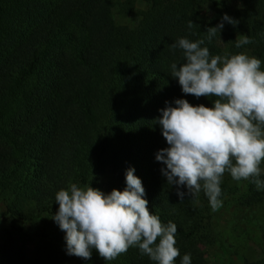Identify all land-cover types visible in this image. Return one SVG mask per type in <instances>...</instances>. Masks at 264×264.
Segmentation results:
<instances>
[{
  "label": "trees",
  "instance_id": "trees-1",
  "mask_svg": "<svg viewBox=\"0 0 264 264\" xmlns=\"http://www.w3.org/2000/svg\"><path fill=\"white\" fill-rule=\"evenodd\" d=\"M224 14L238 24L225 22L223 43L209 42L206 29ZM239 35L253 42L236 48ZM185 37L205 39L212 55L254 56L264 71V0H0V223L7 235L0 264H154L136 248L108 262L95 249L89 260L67 255L65 233L52 220L59 190L71 183L99 190L106 176L122 191L130 167L149 212L177 225L175 264L186 253L191 264H206L213 246L221 264H264V241L262 261L249 262L215 229L221 208L251 210L264 190L226 172L222 207L212 211L203 192L181 201L155 160L168 146L152 124L165 101L212 107L213 98L184 95L171 77L170 65L184 60L169 45ZM15 237L30 242L28 253Z\"/></svg>",
  "mask_w": 264,
  "mask_h": 264
},
{
  "label": "clouds",
  "instance_id": "clouds-1",
  "mask_svg": "<svg viewBox=\"0 0 264 264\" xmlns=\"http://www.w3.org/2000/svg\"><path fill=\"white\" fill-rule=\"evenodd\" d=\"M225 22L238 24L224 14L220 23L206 29L205 39H219ZM188 27L198 28L191 21ZM205 39L193 42L185 37L169 45L170 50L181 49L184 60L170 68L184 95L211 97L212 107L193 106L185 99L174 100V106L165 101L152 124L160 126L168 145L155 154L164 165L160 171L167 185L177 188L181 201L203 192L216 211L222 207L226 172L234 181H250L264 190V71L260 59L243 52L212 55L203 46ZM234 42L240 48L253 41L239 35ZM134 172L126 170L122 191L105 194L89 184L71 183L55 194L58 209L52 220L65 233L67 255L89 260L95 249L108 262L136 248L154 264H175L180 256L177 225L162 223L149 212L142 181ZM180 264H191V254H184Z\"/></svg>",
  "mask_w": 264,
  "mask_h": 264
},
{
  "label": "rangeland",
  "instance_id": "rangeland-1",
  "mask_svg": "<svg viewBox=\"0 0 264 264\" xmlns=\"http://www.w3.org/2000/svg\"><path fill=\"white\" fill-rule=\"evenodd\" d=\"M118 23L128 25L131 23L128 17H117ZM112 181L106 176L100 178L99 190L105 194L113 190ZM217 234L222 242L231 251H236L239 256L252 261H262V254L258 245L262 240L264 230V198L258 207L251 210H238L231 207L221 208L215 217ZM3 225L0 223V241L6 239L7 235ZM19 246H23L25 253L31 249L30 242L22 237L13 238ZM214 246L207 252L206 264H221L223 259L220 254L214 252ZM234 263L237 264L236 261ZM225 264V263H224Z\"/></svg>",
  "mask_w": 264,
  "mask_h": 264
}]
</instances>
